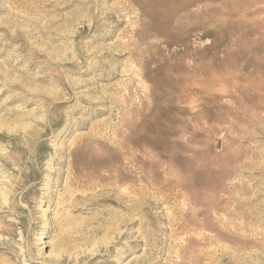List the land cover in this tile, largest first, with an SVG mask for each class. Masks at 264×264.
Returning <instances> with one entry per match:
<instances>
[{
    "label": "rangeland",
    "instance_id": "obj_1",
    "mask_svg": "<svg viewBox=\"0 0 264 264\" xmlns=\"http://www.w3.org/2000/svg\"><path fill=\"white\" fill-rule=\"evenodd\" d=\"M0 194V264H264V0H0Z\"/></svg>",
    "mask_w": 264,
    "mask_h": 264
},
{
    "label": "bare ground",
    "instance_id": "obj_2",
    "mask_svg": "<svg viewBox=\"0 0 264 264\" xmlns=\"http://www.w3.org/2000/svg\"><path fill=\"white\" fill-rule=\"evenodd\" d=\"M1 195V194H0ZM43 242H44V240H43ZM48 242H44L43 244H47ZM5 249L3 248V247H1L0 246V254H2V253H4L5 251H4ZM34 251H33V249L32 248H30V247H26V252H25V255L27 256V258L30 260V261H33L34 260V258H33V253ZM6 258H7V256H5ZM5 259V258H4ZM11 259H12V257H11ZM31 259H33V260H31ZM13 260L15 261V262H17V264H21V262H19L18 260H17V257H14L13 258ZM0 261H2V259L0 258ZM8 261H9V259H8ZM48 262V261H47ZM60 262H61V260H59V259H52V260H50L48 263L49 264H60ZM5 263H7V261L5 260ZM9 263V262H8ZM66 264H74L72 261H69V262H65Z\"/></svg>",
    "mask_w": 264,
    "mask_h": 264
}]
</instances>
